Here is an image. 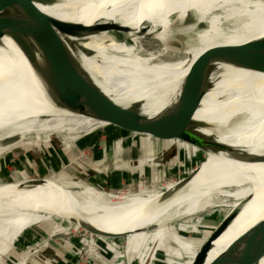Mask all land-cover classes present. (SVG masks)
Segmentation results:
<instances>
[{"label": "bare ground", "instance_id": "obj_1", "mask_svg": "<svg viewBox=\"0 0 264 264\" xmlns=\"http://www.w3.org/2000/svg\"><path fill=\"white\" fill-rule=\"evenodd\" d=\"M22 1L0 0V16L30 17L44 13L79 27L98 20L129 25L132 30L126 37L133 41L131 45L116 41L109 32L73 38V41L93 52L91 56L80 54L78 57L88 65L93 78L112 101L120 105L143 102L146 113L160 112L179 94L192 64L206 48L242 44L264 36V0H32V8L20 10ZM219 10L223 15H213ZM104 14L107 18L102 17ZM174 15L181 19L197 16L187 29H196L201 22L208 24L198 35L199 45L188 48L186 57H176L179 52L176 48H173L175 53L134 56L136 44L144 36L155 32L165 40ZM147 22L151 26H147L144 35H138V30ZM226 22L230 24L228 29L223 26ZM211 81V90L196 119L217 126L201 130L208 137H219L222 142L238 147L241 153L246 151L245 157L250 153L264 155V72L215 64ZM85 105L83 111L95 108ZM81 112L82 109L72 108L63 100L46 94L19 49L7 37L1 40L0 143L12 135L23 136L39 130L65 133V143H73L79 133L90 132L104 124ZM15 144L17 142L1 148L0 154ZM201 150L216 154L210 148ZM191 174L194 177L188 184L177 180L157 191L140 187L134 192H107L105 195L78 185H63L56 179L4 182L0 183V221L7 219L9 224L19 227L27 215H70L69 211L90 204L91 208L107 211L127 225H146L127 232L135 234L164 226L200 209L246 206L264 195V162L261 161H242L223 152L218 153V158L201 163ZM79 221L103 232L124 234L101 228L87 219Z\"/></svg>", "mask_w": 264, "mask_h": 264}, {"label": "water", "instance_id": "obj_2", "mask_svg": "<svg viewBox=\"0 0 264 264\" xmlns=\"http://www.w3.org/2000/svg\"><path fill=\"white\" fill-rule=\"evenodd\" d=\"M30 4L32 0H23L19 3V9L32 8ZM222 12L219 10L213 15H223ZM196 17V15L194 17L185 16L181 19L178 15H174L172 25L166 31L165 40L157 37L155 32L144 36L141 42L136 44L134 56L142 58L151 55L142 54V40L145 37H152L163 42L165 45L163 52L175 53L173 48H176L180 53L181 48L171 44L168 40L169 31L175 24L184 25L187 29ZM147 26L149 28L150 23L147 22L144 28L139 29L138 35H144ZM223 26L228 29L230 24L226 22ZM207 27V23L201 22L198 28L188 29L196 31L198 43L194 46L199 45L198 35ZM131 30L129 25L113 20H98L85 27H79L72 22L44 13L30 17L0 16V43L4 37L12 41L25 57L41 89L53 99L63 100L72 108L82 109V114L104 123L91 132L82 134L70 145H67L64 139L61 144L53 140L52 135L56 133H51L47 141H45L46 133L42 131H34L23 136L12 135L0 143V149L13 142L17 144L2 153L0 158L14 148L27 146L28 142L25 141L27 135H35V143L51 145L47 148L48 154L45 153L48 161L52 163L83 162L123 153L154 151L179 141L198 144L201 148H210L216 153H228L231 157L242 161L264 162V155H250V153L245 157L246 151V153H241L238 147L222 142L219 137H208L201 128H213L216 123L209 125L196 119V113L211 90V75L215 64L264 72V36L242 44L206 48L192 64L183 80L179 94L172 98L160 112L146 113L143 109V102L120 105L112 101L93 78L88 65L80 61L78 57L80 54L91 56L93 52L73 41V38L83 39L102 32H109L116 41L131 45L133 41L126 37V33ZM157 30L163 31L164 29ZM216 30L220 29H212V31ZM186 53L189 52L186 50ZM152 63L155 61L153 60ZM85 104L95 108L83 111ZM121 130L126 132L121 134ZM193 177L194 175L190 173L181 181L183 184H188ZM238 213L239 209H236L227 216L224 214L223 218L215 224L208 239L201 245L191 264H206L213 242L223 234ZM85 228L81 233L83 239L89 236L92 240L88 233L90 232L96 236L94 241H103L102 237L115 240L127 235L126 233L103 232L93 227ZM194 232H199V230ZM184 237L194 238L193 235ZM165 254V263L157 261L156 256L146 257L145 262L146 264H170L169 256L166 252ZM171 257H174V254ZM185 257L188 260V257ZM176 258L179 257L176 256ZM181 260H178V264H185ZM138 264H142V261L139 260ZM208 264H264V219L242 233Z\"/></svg>", "mask_w": 264, "mask_h": 264}, {"label": "rangeland", "instance_id": "obj_3", "mask_svg": "<svg viewBox=\"0 0 264 264\" xmlns=\"http://www.w3.org/2000/svg\"><path fill=\"white\" fill-rule=\"evenodd\" d=\"M107 16V14H104L102 17L107 18ZM191 16L194 17V15ZM154 39L145 37L142 40V54L145 53L143 55L163 52L164 43L157 39L154 41ZM168 40L171 44L181 48V52L176 53L178 55L176 57L188 56L186 50L198 43L196 31L188 30L180 24L172 26ZM15 115L20 116V114ZM42 132L46 133L45 141L49 139L51 133H55L47 130ZM123 132L126 131L121 130V134ZM82 134L86 133H79L75 141ZM65 136V133L62 135L54 134L52 139L61 144ZM25 141L28 142L27 146L14 148L0 158V183L34 178L56 179L63 185H78L95 194L102 195L107 192H134L140 187L153 188L157 191L171 181L182 180L192 173L193 169L200 167L201 163L218 158V153H206L194 149L188 143H183L184 149L178 147L170 157H167L163 155V152L166 153L169 144L157 149L160 152L156 155H150L137 162L138 164L135 166L142 167L144 173H138L137 170L136 174L124 175L119 180L118 177L114 176V173L117 174L125 170L118 169L125 166V164L123 166V164L116 163L119 154L83 162L61 161L52 163L46 158L47 148L51 145L35 143V135H27ZM70 144L72 143L67 145ZM134 164L130 162L126 166L135 167ZM152 168L155 170L153 173ZM250 196L253 197V195ZM251 197L248 196L249 199ZM238 208L240 212L236 218L223 234L214 241L207 259L208 264L238 235L259 219L264 218V195L254 199L246 206L236 205L232 209L224 206L200 209L191 215L176 218L164 227L159 226L156 229H149L145 232L130 234L128 237L115 240L109 239L108 241L105 238H101L103 241H94L96 236L90 232L88 233L91 235L92 240L89 236L83 239L81 233L84 232L82 229H86V226L81 224L79 220L87 219L94 225L113 232L130 231L136 227H146V225H127L123 220L107 211L91 208L90 204L84 208L69 211L70 215L61 214L50 217L40 215L29 217L27 215L23 218L24 224L19 227L15 224H9L7 219L1 220L0 264H44V262H41V256L47 255L51 257V262L49 263V260H47L46 264H95L94 258L101 264H138L142 253L144 255L143 262H145L146 257L156 256L157 261L165 263V252L169 256L168 261L170 264H178V260L182 258H184L181 260L182 263L191 264L204 240L215 228V224L223 218L224 214L227 215ZM198 230L199 232H194ZM191 235L194 238L184 237ZM112 243H116L115 248ZM116 245L119 249L118 253L115 252ZM94 253L96 254L94 255ZM172 254H174V257H171ZM38 255L40 256L38 257ZM176 256L179 258H176ZM185 256L188 257V260Z\"/></svg>", "mask_w": 264, "mask_h": 264}, {"label": "crops", "instance_id": "obj_4", "mask_svg": "<svg viewBox=\"0 0 264 264\" xmlns=\"http://www.w3.org/2000/svg\"><path fill=\"white\" fill-rule=\"evenodd\" d=\"M183 143H187V142H184V141H182V142H175V143H172V144H170L167 148H166V153H164L163 152V155H166L167 157H170L171 156V154H173L175 151H176V149L178 148V147H180V148H182V149H184V144ZM188 144H190V146H193V148L195 149H199V150H201V148H199V147H197V146H195L194 144H192V143H188ZM165 149V148H164ZM201 151H203V150H201ZM160 152V150H157V151H147V152H135V153H123V154H119L118 155V161H116V163H120V164H123V166H124V164H125V166L124 167H119L118 169H125V170H122V171H120V172H118L117 174H115L114 173V176H116V177H118L119 178V180H120V178H122L124 175H133V174H136L137 173V170H138V173L140 172V173H144L142 170H143V168L142 167H137V166H135L136 164H138L137 162H139V161H141V159H143V158H145V157H149L150 155H156L157 153H159ZM203 152H205V151H203ZM112 156H114V155H112ZM105 158V157H104ZM156 158V157H155ZM98 159H101V158H98ZM115 161V160H114ZM130 162H132V163H135L134 164V166L135 167H132V166H126V164L127 163H130ZM115 163V162H114ZM143 163V162H142ZM131 168V169H130ZM152 173H153V171H155V170H153V168H152ZM130 172V173H129ZM110 175V174H109ZM138 175V174H137ZM110 177H111V175H110ZM230 213V212H229ZM229 213L227 214V215H229ZM227 215H225V216H227ZM161 227H164V226H161ZM214 229V228H213ZM212 229V230H213ZM148 231V230H147ZM128 231H124V232H115V233H126L127 235V237L130 235V233L128 234L127 233ZM142 232H145V231H142ZM212 232V231H211ZM210 232V233H211ZM125 236V237H126ZM102 238H105V239H107L106 237H102ZM109 239H107V241H108ZM159 240V239H158ZM206 240V239H205ZM204 240V241H205ZM106 240H105V242H107ZM146 242V241H145ZM100 244V243H99ZM113 244V243H112ZM116 244V243H115ZM115 244H113V247L115 246ZM142 247V246H141ZM115 248V247H114ZM116 248L117 249H115V252L117 251V253H118V251H119V249H118V246L116 245ZM146 250V249H145ZM93 251V250H92ZM147 251V250H146ZM114 252V251H113ZM147 253V252H146ZM146 253H145V255H146ZM96 253H94V255H95ZM40 255H38V257H39ZM117 256H119L118 254H117ZM117 256H116V258H117ZM141 257V261H142V264H144L145 262H143V257H144V255H143V253H142V256H140ZM41 262H44V264H46L48 261L47 260H49V263L51 262V257H49V255H47V256H41ZM94 260V263L95 264H101V263H99L98 261H97V259L96 258H94L93 259Z\"/></svg>", "mask_w": 264, "mask_h": 264}]
</instances>
